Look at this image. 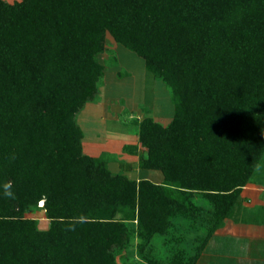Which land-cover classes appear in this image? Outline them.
<instances>
[{"label":"trees","instance_id":"trees-1","mask_svg":"<svg viewBox=\"0 0 264 264\" xmlns=\"http://www.w3.org/2000/svg\"><path fill=\"white\" fill-rule=\"evenodd\" d=\"M107 34L174 92L168 126L139 124L140 167L164 184L83 153L77 117L100 96ZM263 156L264 0H0V264H115L129 221L165 234L199 195L211 236Z\"/></svg>","mask_w":264,"mask_h":264},{"label":"rangeland","instance_id":"rangeland-1","mask_svg":"<svg viewBox=\"0 0 264 264\" xmlns=\"http://www.w3.org/2000/svg\"><path fill=\"white\" fill-rule=\"evenodd\" d=\"M2 1L15 5L23 0ZM98 60L103 66L100 96L86 104L77 117L83 132V153L105 160L114 175L164 184L165 177L160 170L140 167L139 155L147 149L139 141V124L146 118L163 126L172 122L177 104L172 88L146 69L142 57L116 42L110 34ZM132 143L139 146L137 155L123 150L125 144ZM122 163L129 164L130 168H121ZM248 185L264 186V156ZM246 201L241 192L229 218L241 217ZM42 205L43 201L39 202V207ZM193 206L188 214L173 217L165 234L140 235L138 222L129 221L127 242L112 248L115 264H186L202 248L214 226L212 206L203 196H197ZM25 216L36 220L40 230L51 227V220L42 208H29Z\"/></svg>","mask_w":264,"mask_h":264},{"label":"crops","instance_id":"crops-1","mask_svg":"<svg viewBox=\"0 0 264 264\" xmlns=\"http://www.w3.org/2000/svg\"><path fill=\"white\" fill-rule=\"evenodd\" d=\"M242 197L247 201L241 217L223 221L195 264H264V186L248 185Z\"/></svg>","mask_w":264,"mask_h":264}]
</instances>
